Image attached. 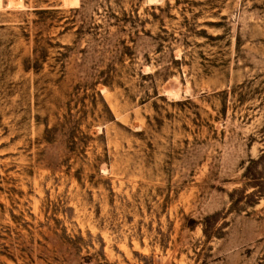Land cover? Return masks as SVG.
<instances>
[{
	"label": "rangeland",
	"instance_id": "1",
	"mask_svg": "<svg viewBox=\"0 0 264 264\" xmlns=\"http://www.w3.org/2000/svg\"><path fill=\"white\" fill-rule=\"evenodd\" d=\"M0 264H264V0H0Z\"/></svg>",
	"mask_w": 264,
	"mask_h": 264
}]
</instances>
